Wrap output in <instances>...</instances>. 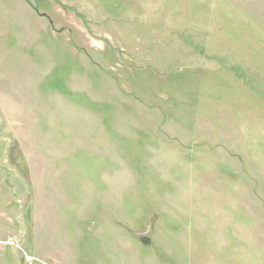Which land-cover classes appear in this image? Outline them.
<instances>
[{
    "label": "rangeland",
    "instance_id": "1",
    "mask_svg": "<svg viewBox=\"0 0 264 264\" xmlns=\"http://www.w3.org/2000/svg\"><path fill=\"white\" fill-rule=\"evenodd\" d=\"M0 264H264V0H0Z\"/></svg>",
    "mask_w": 264,
    "mask_h": 264
},
{
    "label": "water",
    "instance_id": "2",
    "mask_svg": "<svg viewBox=\"0 0 264 264\" xmlns=\"http://www.w3.org/2000/svg\"><path fill=\"white\" fill-rule=\"evenodd\" d=\"M151 230L148 229L146 232H139L137 236L145 243L150 244L152 242V238L150 235H147Z\"/></svg>",
    "mask_w": 264,
    "mask_h": 264
},
{
    "label": "built area",
    "instance_id": "3",
    "mask_svg": "<svg viewBox=\"0 0 264 264\" xmlns=\"http://www.w3.org/2000/svg\"><path fill=\"white\" fill-rule=\"evenodd\" d=\"M26 258H27V259H29V260L31 259V258H30V256H28V255H27V257H26Z\"/></svg>",
    "mask_w": 264,
    "mask_h": 264
}]
</instances>
